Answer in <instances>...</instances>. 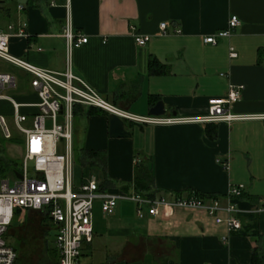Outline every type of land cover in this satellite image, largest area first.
I'll return each instance as SVG.
<instances>
[{"label": "crops", "instance_id": "1", "mask_svg": "<svg viewBox=\"0 0 264 264\" xmlns=\"http://www.w3.org/2000/svg\"><path fill=\"white\" fill-rule=\"evenodd\" d=\"M230 15L239 22L228 37L203 42L223 29ZM66 19L74 37L87 38L69 55L61 35ZM0 30L9 34V54L54 72L67 66L114 108L134 116L177 119H122L130 136L109 137V113L76 105L72 149L104 152V175L111 182L106 187L166 200L188 198L195 191L237 208L230 216L239 228L229 230L202 209L175 207L148 215L143 205L145 214L138 218L131 200H118L108 214L94 202L92 238L86 243L90 251L107 255L105 264L251 263L258 239L248 228L254 226L264 237V211L254 212L264 198V64L258 61L264 49V0H0ZM135 36L149 39L138 45ZM0 73L13 78L12 87L0 88V115L11 127L10 141L22 144L21 161L24 136L10 100L34 104L38 99L28 73L2 59ZM229 87L239 97L224 103L223 110L241 117L187 120L206 115L208 101L224 98ZM158 100L163 113L149 115ZM35 111L32 105L20 107L25 115L21 127L31 126ZM139 162L151 168L146 193L135 191L132 183ZM93 172L101 182L98 170ZM232 187L239 192L231 199L226 194ZM28 211L37 214L29 209L24 213Z\"/></svg>", "mask_w": 264, "mask_h": 264}, {"label": "built area", "instance_id": "2", "mask_svg": "<svg viewBox=\"0 0 264 264\" xmlns=\"http://www.w3.org/2000/svg\"><path fill=\"white\" fill-rule=\"evenodd\" d=\"M235 15H230L223 29L215 35L203 38V42L214 44L215 36L228 37L230 30L238 24ZM66 19L61 35L64 38L67 55L71 48L86 42L85 36L74 37ZM159 32L164 33V23L158 24ZM21 31L19 30L18 33ZM9 34L0 30V59L15 65L30 75L29 86L37 96L34 104H21L10 100L12 117L18 130L24 136L23 154L17 171L9 176L0 173V264H13L15 250L7 245L3 236L15 211L37 210L43 212L51 226L52 246L57 254V264H78L82 244L92 238L91 210L98 202L103 214H108L118 200H131L136 203L135 215L142 218L145 214L141 206H146L148 215L156 214L159 209L196 208L202 209L213 217L214 222H224L229 230L239 228V222L230 215L237 211L233 202L222 205L217 198H208L203 203L194 196L166 200L163 197L146 198L138 194H126L108 187H100V182L93 171L83 173L77 185L72 183L73 149L71 144L73 110L76 105L93 107L114 114L121 119L140 123L171 122L177 119L161 120L157 117L134 116L118 110L92 90L79 77L67 68L54 72L36 67L7 52ZM148 36H135L134 42L144 44ZM229 55L234 54L229 50ZM13 78L0 73V88L12 87ZM242 86H238V89ZM3 96L0 94V98ZM239 92L229 87L224 98L208 101L207 113L204 116L188 118L196 122L229 121L241 116L223 110V104L237 100ZM23 105H32L36 111L32 115L31 126L21 127L25 115L20 112ZM0 131L4 139L11 134L2 115ZM28 161L32 166H28ZM226 166V164H225ZM31 168V175L27 169ZM19 174V178L15 175ZM239 190L232 187L226 197L237 196ZM230 200V198H229ZM264 211V198L254 212ZM225 216L220 217L218 214Z\"/></svg>", "mask_w": 264, "mask_h": 264}, {"label": "rangeland", "instance_id": "3", "mask_svg": "<svg viewBox=\"0 0 264 264\" xmlns=\"http://www.w3.org/2000/svg\"><path fill=\"white\" fill-rule=\"evenodd\" d=\"M11 133V127L6 123ZM22 144H17L10 139H4L0 131V157L13 159L15 162H20V152ZM72 161V180L79 174H83L76 161ZM28 175L32 174L31 168L27 169ZM3 175H10L8 168H4ZM10 177V176H9ZM52 230V229H51ZM7 245L15 248L16 259L14 264H54L51 256L52 232L49 230L47 222L42 214L34 212H18L11 220L7 233L3 236ZM100 252V251H99ZM97 250H89L85 243L82 244L79 264H105L107 255L102 256ZM104 258V261H102Z\"/></svg>", "mask_w": 264, "mask_h": 264}, {"label": "trees", "instance_id": "4", "mask_svg": "<svg viewBox=\"0 0 264 264\" xmlns=\"http://www.w3.org/2000/svg\"><path fill=\"white\" fill-rule=\"evenodd\" d=\"M258 61L260 63L264 64V49L260 50L258 53ZM90 109H94L93 107H89ZM96 110H98L96 108ZM74 159L76 161V164L78 165V167L80 169L85 170L88 169L89 171H97L100 173L101 175V182L100 187H106L109 186L111 184L110 180L104 175V152L102 151H98V150H86V149H76L74 151ZM19 162H15L13 159H6L4 157H0V173L2 176L3 175V170L4 168H8L10 173H13L15 171H17L18 167H19ZM85 168V169H84ZM133 187L135 189V191L137 192H144L146 193L148 191V189L151 187V183H152V173H151V168L149 164L146 163H137L134 166L133 169ZM189 191V190H188ZM194 194L195 198H216L214 195H204L198 192H192ZM147 195V194H145ZM35 212H37V214H42L43 217L45 218L47 225L48 220L46 215L41 212V211H37L35 210ZM18 213V211L14 212L13 217ZM12 217V218H13ZM50 225V224H49ZM9 225L7 226L8 229ZM51 227V226H50ZM48 226V228H50ZM253 227V228H252ZM250 234L255 236L258 241L256 243V246L253 248L252 250V255H251V263L250 264H264V237L259 235L256 232V229L254 228V226L249 227L248 229H250ZM7 229L5 234L7 233ZM241 233L245 234L244 231H242ZM12 247V246H11ZM14 250L15 248L12 247ZM51 256L52 259L54 261V264H57V254L54 250V248L51 247ZM15 259H16V252H15ZM14 259V261H15ZM14 264V262H13Z\"/></svg>", "mask_w": 264, "mask_h": 264}, {"label": "water", "instance_id": "5", "mask_svg": "<svg viewBox=\"0 0 264 264\" xmlns=\"http://www.w3.org/2000/svg\"><path fill=\"white\" fill-rule=\"evenodd\" d=\"M163 113L161 102L156 101L148 110V114L152 116H159ZM107 134L109 137H129L130 132L125 128L124 122L121 118L114 114L107 115ZM28 166H32V162L28 161ZM19 178V174L15 173Z\"/></svg>", "mask_w": 264, "mask_h": 264}]
</instances>
